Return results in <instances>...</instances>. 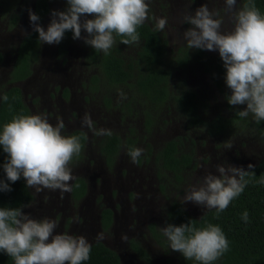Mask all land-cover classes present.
Returning <instances> with one entry per match:
<instances>
[{"label": "rangeland", "instance_id": "1", "mask_svg": "<svg viewBox=\"0 0 264 264\" xmlns=\"http://www.w3.org/2000/svg\"><path fill=\"white\" fill-rule=\"evenodd\" d=\"M130 1L142 20L164 30L171 51H178L187 43H199L211 53H219L228 47L232 37L246 35L254 29L253 19H249V15L240 8V0ZM10 7L14 8L0 7V48L4 49L7 57L6 62L0 65V88L11 83L8 71L14 62L17 42L4 34L13 33L15 29L23 32L39 30L42 48L35 59L33 79L16 85L22 87L24 100L41 125L55 123L53 126L64 136L78 128L88 135L80 157L66 156L61 152V145L68 136L61 137L62 140L37 157L28 172L34 196L24 207L16 232L18 236L34 235L39 240V250L27 264H53L52 258L56 260L54 264H61L58 254L63 251L66 255V251H70L78 241L82 244L102 241L123 256L125 264H148L131 248L132 240L147 248L149 246L153 264H165L171 251L151 235V225L164 230V214L171 199L178 198L189 212L199 216L206 208L220 203V198L236 184L237 169L253 162L261 150L256 145L258 148L254 152L238 158L235 148L239 149L236 145L240 141L237 138L240 135L247 138L243 130L233 132L231 135L235 137L232 140L229 139L231 135L224 137L220 141L225 142L222 146L224 154L218 155L214 146L217 140L195 130L199 134L194 137L197 140L196 167H187L181 181H175L171 175L166 180L159 176V162L153 151L162 142L178 136L188 137L194 130L186 125V117L179 116L177 112L170 113L167 107L158 112L160 119L149 130L143 112L145 106L142 102L145 100L133 99L131 103L128 85H115L104 90L102 87L96 97L90 99L86 85L91 84L96 68L88 64L89 46L86 41L93 34L89 28L93 6L73 7L70 14L71 8L66 7L64 0H58L54 2L53 9L42 17L34 8V0H15ZM10 17L11 20L18 17V23H8ZM68 21H74L77 26L71 42H65L66 37L61 35V29ZM126 49L128 54L134 55L131 47ZM69 73L73 75L68 77ZM208 75L201 66L195 67L180 75L181 85L184 87L186 80L188 86L212 102V107H224L226 100ZM62 86L72 91L74 99L62 101L59 94ZM234 90L238 98L242 91ZM107 91L111 98L106 95ZM50 95L57 99H50ZM39 96L43 99H36ZM130 103L138 112L129 108ZM48 109L51 117L57 114L56 119L47 117ZM72 111L76 115L70 121ZM114 133L121 137L123 143L111 158L102 150V142L108 134ZM186 143L185 148L190 149V143ZM243 152L246 154L245 148ZM145 156L148 157L146 161ZM81 181L85 185L83 196L77 195L80 189L75 188ZM106 209L113 211L109 225L103 219ZM81 229L83 234L79 233Z\"/></svg>", "mask_w": 264, "mask_h": 264}, {"label": "trees", "instance_id": "2", "mask_svg": "<svg viewBox=\"0 0 264 264\" xmlns=\"http://www.w3.org/2000/svg\"><path fill=\"white\" fill-rule=\"evenodd\" d=\"M34 1L36 12L42 17L58 0ZM14 2L0 0V7L14 8L10 7ZM64 3L71 8L70 14L73 7L93 6L89 17L93 34L86 41L89 46L86 58L88 64L96 68L91 76L94 92L102 87L104 90L128 85L131 103L133 99L145 100L143 112L149 130L160 119L158 112L164 107L170 113L186 117V125L194 130L188 137L178 136L162 142L153 151L159 162V176L168 180L171 175L175 181H181L187 167H196L197 140L194 137L199 134L195 130L217 140L214 146L218 155L224 154L225 142L220 141L243 130L247 138L241 135L237 138L240 141L236 145L239 149L235 148L238 158L247 157L255 148L261 150L253 162L237 169L236 184L220 203L206 208L199 216L189 212L178 198L171 199L164 214V230L151 225V235L171 251L165 264H264V0H240V8L253 19L254 29L246 35L234 36L228 47L219 53H211L199 43H187L178 51L169 50L165 34L142 20L130 0H64ZM75 29L74 21L65 23L61 29L65 42H71L69 37L74 38ZM41 38L39 30L24 36L16 51L10 82L32 75L31 65L42 48ZM130 47L134 55L127 53L126 48ZM2 60L0 51V62ZM200 66L226 100L224 107H212V102L201 97L186 80L184 87L181 85L180 75ZM103 83L107 85L102 86ZM234 89L242 91L238 98ZM68 92L66 89L64 94ZM105 93L111 98L109 91ZM131 103L129 108L134 110ZM58 137L55 130L34 119L22 87L14 84L0 88V264H27L36 254L38 239L31 234L18 236L16 231L24 207L34 196L28 172L37 157L57 143ZM234 137L231 135L229 139ZM87 139L86 131L76 130L64 140L61 152L80 157ZM187 141L190 149L185 148ZM122 143L117 133L108 134L102 142V150L113 158ZM84 187L82 181L76 184L75 188L80 189L76 194L83 196ZM112 212L110 209L103 212L106 225L112 221ZM131 248L141 260L153 264L149 249L140 242L132 240ZM68 264L122 262L115 249L96 241Z\"/></svg>", "mask_w": 264, "mask_h": 264}, {"label": "flooded vegetation", "instance_id": "3", "mask_svg": "<svg viewBox=\"0 0 264 264\" xmlns=\"http://www.w3.org/2000/svg\"><path fill=\"white\" fill-rule=\"evenodd\" d=\"M153 1H156V0H153ZM54 4V3H53ZM53 4L51 5V9H53ZM36 6V3H35V1H34V8H36L35 7ZM17 18L18 17H16V21L15 20H11V17L8 19V23H12V24H16V23H18V21H17ZM146 22H149V23H152V22H150V21H146ZM152 26H154L153 25V23H152ZM159 31H160V33L162 34L163 32H164V30H162L161 28H158V27H156ZM31 31V30H30ZM30 31H25V32H23V31H17V29H15V31L13 32V33H7V34H4V36L5 37H8V38H10V39H12V37L13 38H15V41L17 40V42H16V47H15V56H16V51H17V49L19 48V45H20V43L22 42V40H23V38H24V36H26V34H28ZM164 34V33H163ZM166 38H167V36H165ZM233 38V37H232ZM69 39H72L71 37H69ZM72 41V40H71ZM232 41V39L229 41V43ZM222 42H224V41H222ZM169 50H170V48H169ZM0 51H1V53L3 54V60L0 62V65L1 64H3V63H5L6 62V59H7V57H6V53L4 52V49L2 48V50H1V48H0ZM14 61H15V57H14ZM14 63V62H13ZM33 66H35V60L34 61H32V65H31V69L33 70ZM12 67H13V64H12V66H11V68H10V70L8 71L9 72V75H10V73L12 72ZM46 67H48V66H46ZM74 72H75V70H74ZM73 74L72 73H69V74H67V76L68 77H70V76H72ZM209 76V79H210V75H208ZM33 77V73H32V75L28 78V79H25V80H31V79H33L32 78ZM25 80H21V81H19V82H11V83H8L7 85L8 86H11V85H14V84H19V83H22L23 81H25ZM0 81H2V79H1V77H0ZM91 83V82H90ZM212 83H213V80H212ZM214 84V83H213ZM93 85V82L89 85H86V89L87 90H89V97H90V99L91 98H95L96 97V95H97V91L96 92H94V90H92V88L94 87V85ZM65 86H62L61 87V89H60V91H59V94H60V96H61V99H62V101L63 102H68V100L69 99H74L73 98V96H72V91L71 90H69V92H68V94L67 95H65L64 93H65V89H67V88H64ZM25 99V98H24ZM33 99H34V97H32L31 98V100L33 101ZM36 99H43V98H40V96L39 97H37ZM50 99H57L56 98V96L55 95H50ZM68 99V100H67ZM83 99H86V97H83ZM103 101H104V99H103ZM166 103H168V101H166ZM40 105H41V102H40ZM83 105V104H82ZM58 107H61L62 108V106L61 105H58ZM79 113V112H78ZM48 116L47 117H51V114H50V109H48V114H47ZM73 115H76L75 113H74V111H72V116H70V118H72V119H70V121H73ZM46 117V118H47ZM54 117H55V119L57 118V114L56 113H54ZM54 117H51V118H54ZM45 118V117H44ZM45 118V119H46ZM35 119V118H34ZM36 120V119H35ZM37 121V120H36ZM38 122V121H37ZM39 123V122H38ZM48 123H51L50 121H48ZM40 124V123H39ZM53 125H55V123L54 124H50L49 126H46V127H49V128H51V129H53V130H55L56 132H57V134H58V141H60V140H62L61 139V137H66V136H68V135H61V134H59V132L57 131V129H56V127L55 126H53ZM69 124L67 123V128L68 129H70V127L68 126ZM60 129H61V126H60ZM76 130H82V129H76ZM75 130V131H76ZM65 132V130L62 132V134ZM71 134V133H70ZM88 136V135H87ZM57 141V142H58ZM86 142H87V140H86ZM86 142H85V144H86ZM229 190H230V188H229ZM225 191H226V189H225ZM222 198H223V196L220 198V200L219 201H221L222 200ZM79 233H81V234H83V229H81L80 231H79ZM78 237L79 238H82L81 236H79L78 235ZM39 241V240H38ZM94 242H96V241H94ZM94 242H91V243H89V244H82L80 241H78V242H76L74 245H73V247L71 248V250L70 251H66V255H67V259L65 258V256L66 255H64L62 252L63 251H61L60 252V254H58L59 255V259H58V262L59 263H61V264H64L63 263V260L64 259H66L64 262H65V264H68L72 259H76V258H78V257H80L81 256V254L83 253V251L90 245V244H93ZM104 243V242H103ZM106 244V243H105ZM107 245V244H106ZM108 246V245H107ZM147 248V247H146ZM147 249H149V246H148V248ZM38 250H39V248L37 249V251H36V254L35 255H37V253H38ZM135 253V252H134ZM121 257V262H122V264H125L124 263V258H123V256H120ZM33 259V257L31 258V260ZM52 263L54 264L55 262H56V260L54 261V259L52 258Z\"/></svg>", "mask_w": 264, "mask_h": 264}]
</instances>
